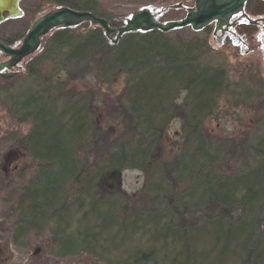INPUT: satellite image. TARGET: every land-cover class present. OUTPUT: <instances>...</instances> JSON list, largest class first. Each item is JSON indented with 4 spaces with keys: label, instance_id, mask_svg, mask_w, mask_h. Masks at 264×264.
Masks as SVG:
<instances>
[{
    "label": "trees",
    "instance_id": "16d2710c",
    "mask_svg": "<svg viewBox=\"0 0 264 264\" xmlns=\"http://www.w3.org/2000/svg\"><path fill=\"white\" fill-rule=\"evenodd\" d=\"M97 4L34 0L24 15L66 6L112 28L124 24ZM25 31L1 40L13 45ZM114 37L89 22L57 27L22 70L0 72V107L28 124L3 140L33 165L2 214L9 235L15 241L48 228L58 256L86 253L103 264H264V94L209 60L205 36ZM120 79V90L109 93ZM222 99L252 111L238 134L204 126ZM98 109L116 130L97 122ZM174 119L179 149L165 157L163 134ZM124 170L144 176L133 201L106 187Z\"/></svg>",
    "mask_w": 264,
    "mask_h": 264
},
{
    "label": "rangeland",
    "instance_id": "374dc122",
    "mask_svg": "<svg viewBox=\"0 0 264 264\" xmlns=\"http://www.w3.org/2000/svg\"><path fill=\"white\" fill-rule=\"evenodd\" d=\"M97 10L113 17L128 18L132 13L141 9L138 5L142 2L149 3L152 12L155 9L183 1L186 5H192L194 0H96ZM139 3V4H138ZM34 4V0H22L20 8L23 13ZM156 7V8H155ZM27 9V10H26ZM162 13V12H161ZM41 14V13H40ZM39 15V14H38ZM26 13L21 18L10 19L0 24V39L13 38L16 34L23 33L30 23L38 16ZM161 20L179 19L183 16L182 11H165L160 14ZM29 24V25H28ZM188 27L167 32V37L178 36L192 40L195 37H202L201 34L192 33ZM18 41L14 46L18 45ZM213 50L209 60L213 63L222 64L228 76L235 78L233 82L245 83L247 86L264 94V64L262 54L258 49L248 55L234 53L228 46H216L213 41L208 40ZM0 60L2 57L0 56ZM23 63L12 72L22 70ZM122 86V80L111 86L109 93H117ZM258 93V92H257ZM230 98V97H229ZM221 101V100H220ZM257 103V100H253ZM112 112V111H111ZM252 111L245 106H229L226 100L222 99L215 110L214 115L205 121V128L215 134H238L248 125ZM96 119L99 124L111 133L116 130L117 125L113 119L107 118L104 111L98 109ZM28 124H15L0 107V264H103L97 257L82 253L76 256L60 257L55 252V247L49 242L50 232L48 228L40 232L31 231L25 237L15 239L9 235V228L2 221V214L9 213L12 209L19 188L26 182L33 170V165L23 153L10 141L3 140L10 134H24ZM180 121L174 119L168 125L163 134L164 155L171 157L179 149ZM144 182L143 174L138 170H124L111 183L107 189L116 190L130 197L133 201L141 195L139 190ZM138 210L137 208H132Z\"/></svg>",
    "mask_w": 264,
    "mask_h": 264
},
{
    "label": "water",
    "instance_id": "95a60500",
    "mask_svg": "<svg viewBox=\"0 0 264 264\" xmlns=\"http://www.w3.org/2000/svg\"><path fill=\"white\" fill-rule=\"evenodd\" d=\"M20 0H0V23L4 20L17 18L22 15L18 8ZM244 0H195V11L186 9V15L179 21H167L164 23L155 21L153 13L148 8H142L131 14L125 20L124 25L111 28L108 21L102 17L93 15L89 11L75 10L66 6L52 8L38 16L24 34L21 43L17 47H10L0 42V53L5 58L0 61V71L11 70L26 57L32 55L40 46V39L53 29L60 27H76L84 22L99 26L116 43L121 35L128 32L159 30L168 32L175 28L190 26L194 31L201 30L211 19H216V28H219L226 18L239 8ZM264 61V59H263Z\"/></svg>",
    "mask_w": 264,
    "mask_h": 264
},
{
    "label": "flooded vegetation",
    "instance_id": "af4514ba",
    "mask_svg": "<svg viewBox=\"0 0 264 264\" xmlns=\"http://www.w3.org/2000/svg\"><path fill=\"white\" fill-rule=\"evenodd\" d=\"M230 1V0H228ZM195 0L192 5H186L183 1L160 8V13L165 11H182L183 16L187 8L195 11ZM161 13V14H162ZM165 22V20H164ZM216 19H211L201 30L192 33L205 36L207 41L211 39L216 46H228L234 53L248 55L260 50L262 61L264 59V0H244L242 5L232 12L219 28H216ZM186 28V27H185ZM264 64V63H263Z\"/></svg>",
    "mask_w": 264,
    "mask_h": 264
}]
</instances>
